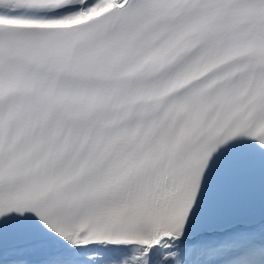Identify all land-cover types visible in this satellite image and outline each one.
Masks as SVG:
<instances>
[{
	"label": "snow or ice",
	"instance_id": "obj_1",
	"mask_svg": "<svg viewBox=\"0 0 264 264\" xmlns=\"http://www.w3.org/2000/svg\"><path fill=\"white\" fill-rule=\"evenodd\" d=\"M0 264H264V0H0Z\"/></svg>",
	"mask_w": 264,
	"mask_h": 264
}]
</instances>
